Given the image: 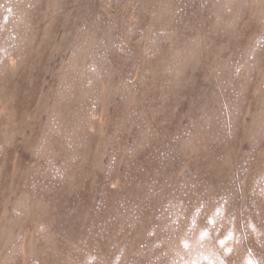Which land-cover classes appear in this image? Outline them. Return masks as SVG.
<instances>
[{
	"label": "rangeland",
	"instance_id": "obj_1",
	"mask_svg": "<svg viewBox=\"0 0 264 264\" xmlns=\"http://www.w3.org/2000/svg\"><path fill=\"white\" fill-rule=\"evenodd\" d=\"M0 264H264V0H0Z\"/></svg>",
	"mask_w": 264,
	"mask_h": 264
}]
</instances>
